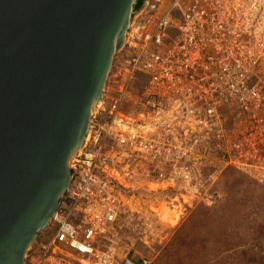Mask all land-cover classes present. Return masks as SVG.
<instances>
[{"label":"built area","instance_id":"1","mask_svg":"<svg viewBox=\"0 0 264 264\" xmlns=\"http://www.w3.org/2000/svg\"><path fill=\"white\" fill-rule=\"evenodd\" d=\"M137 5L66 196L25 264H151L121 238L142 169L186 209L230 172L264 187V0Z\"/></svg>","mask_w":264,"mask_h":264},{"label":"water","instance_id":"2","mask_svg":"<svg viewBox=\"0 0 264 264\" xmlns=\"http://www.w3.org/2000/svg\"><path fill=\"white\" fill-rule=\"evenodd\" d=\"M138 0H0V264L65 198Z\"/></svg>","mask_w":264,"mask_h":264},{"label":"rangeland","instance_id":"3","mask_svg":"<svg viewBox=\"0 0 264 264\" xmlns=\"http://www.w3.org/2000/svg\"><path fill=\"white\" fill-rule=\"evenodd\" d=\"M142 171L134 183L138 191L130 193L135 203L121 220L123 247L136 260L264 264V187L257 181L229 173L209 202L195 201L189 208L187 200L186 209L181 196L153 191L156 187Z\"/></svg>","mask_w":264,"mask_h":264},{"label":"bare ground","instance_id":"4","mask_svg":"<svg viewBox=\"0 0 264 264\" xmlns=\"http://www.w3.org/2000/svg\"><path fill=\"white\" fill-rule=\"evenodd\" d=\"M135 10H137V9H135ZM79 151H80V150H79ZM79 151H78V152H79ZM78 152H77V153H78ZM77 153H76V154H77ZM76 154H75V155H76ZM136 181H137V180H136ZM131 202H133V200H131ZM166 214L168 215L167 212H166ZM167 219H168V218H167ZM170 219H171V216H170ZM175 219H176V218H175ZM175 219L173 218V220H170V221H175ZM34 243H35V241L32 243L31 247L34 245ZM31 247H30V248H31Z\"/></svg>","mask_w":264,"mask_h":264},{"label":"trees","instance_id":"5","mask_svg":"<svg viewBox=\"0 0 264 264\" xmlns=\"http://www.w3.org/2000/svg\"><path fill=\"white\" fill-rule=\"evenodd\" d=\"M142 2H143V0H138L137 8H139V7L142 5ZM230 173H231V172H230ZM227 174H229V173H227ZM227 174H226V176H227Z\"/></svg>","mask_w":264,"mask_h":264}]
</instances>
